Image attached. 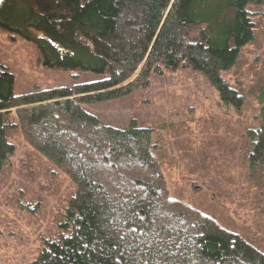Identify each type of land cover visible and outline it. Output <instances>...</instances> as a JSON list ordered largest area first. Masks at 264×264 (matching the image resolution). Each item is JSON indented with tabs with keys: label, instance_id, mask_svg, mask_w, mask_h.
<instances>
[{
	"label": "trees",
	"instance_id": "1",
	"mask_svg": "<svg viewBox=\"0 0 264 264\" xmlns=\"http://www.w3.org/2000/svg\"><path fill=\"white\" fill-rule=\"evenodd\" d=\"M203 1L5 0L0 6V28L36 43L47 66L103 77L16 95L14 76L0 70V179L16 153L12 133L21 131L75 187L56 237L44 239L33 264H264L260 244L225 204L256 222L264 218V125L246 132V145H236L239 155L230 160L220 159L222 147L214 157L209 148L189 147L186 170L196 179L183 185L166 175L167 150L155 131L117 130L83 108L127 95L154 72L193 69L225 108L241 113L243 93L226 74L255 41L251 9L264 0H235L226 21L205 20ZM202 21V40L190 41L188 28Z\"/></svg>",
	"mask_w": 264,
	"mask_h": 264
},
{
	"label": "rangeland",
	"instance_id": "2",
	"mask_svg": "<svg viewBox=\"0 0 264 264\" xmlns=\"http://www.w3.org/2000/svg\"><path fill=\"white\" fill-rule=\"evenodd\" d=\"M234 1L205 0L199 6L205 20L226 21L233 18L228 10ZM251 11L256 13L255 41L242 50L237 67L226 74V80L243 93L245 106L241 113L225 108L219 92L193 69L154 72L127 95L85 104L83 108L117 130L138 127L155 131L156 141L167 150L163 159L168 167L166 175L173 182L183 184L187 177L196 179L186 170L189 147L194 151L209 148L210 157L222 147L220 159L235 158L239 155L236 145H246V132L264 125V7ZM203 21L188 28L190 41L202 40L207 27ZM0 70L14 76L16 95L30 94L36 88L72 89L103 79L93 72L51 68L36 43L1 28ZM11 139L16 153L0 179V264H33L45 247L44 239L56 237L75 187L32 150L21 131L12 133ZM225 204L264 251V218L256 222L245 217L239 206Z\"/></svg>",
	"mask_w": 264,
	"mask_h": 264
},
{
	"label": "water",
	"instance_id": "3",
	"mask_svg": "<svg viewBox=\"0 0 264 264\" xmlns=\"http://www.w3.org/2000/svg\"><path fill=\"white\" fill-rule=\"evenodd\" d=\"M4 1H5V0H0V6L3 4Z\"/></svg>",
	"mask_w": 264,
	"mask_h": 264
}]
</instances>
